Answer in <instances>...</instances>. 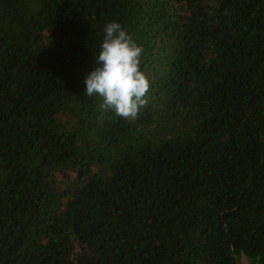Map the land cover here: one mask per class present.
Here are the masks:
<instances>
[{"label":"trees","instance_id":"16d2710c","mask_svg":"<svg viewBox=\"0 0 264 264\" xmlns=\"http://www.w3.org/2000/svg\"><path fill=\"white\" fill-rule=\"evenodd\" d=\"M111 21L135 120L86 96ZM0 264H264V0H0Z\"/></svg>","mask_w":264,"mask_h":264},{"label":"clouds","instance_id":"9594fccd","mask_svg":"<svg viewBox=\"0 0 264 264\" xmlns=\"http://www.w3.org/2000/svg\"><path fill=\"white\" fill-rule=\"evenodd\" d=\"M142 54L143 46L121 23H106L95 67L85 76L86 96L99 95L101 108L135 120L148 103L150 88L149 78L141 70Z\"/></svg>","mask_w":264,"mask_h":264},{"label":"water","instance_id":"95a60500","mask_svg":"<svg viewBox=\"0 0 264 264\" xmlns=\"http://www.w3.org/2000/svg\"><path fill=\"white\" fill-rule=\"evenodd\" d=\"M242 262L246 263L247 262V257L246 255L242 252V256H241Z\"/></svg>","mask_w":264,"mask_h":264}]
</instances>
